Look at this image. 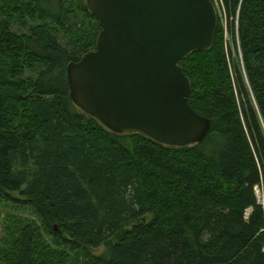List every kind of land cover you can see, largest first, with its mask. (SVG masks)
Returning a JSON list of instances; mask_svg holds the SVG:
<instances>
[{"label": "trees", "instance_id": "obj_1", "mask_svg": "<svg viewBox=\"0 0 264 264\" xmlns=\"http://www.w3.org/2000/svg\"><path fill=\"white\" fill-rule=\"evenodd\" d=\"M68 2L0 0V196L33 206L60 247L28 226L5 260L264 264V0H213L212 47L180 62L189 103L212 126L184 148L113 133L74 105L67 67L96 49L101 28ZM28 20V32L13 29ZM101 247L107 255L93 253Z\"/></svg>", "mask_w": 264, "mask_h": 264}, {"label": "water", "instance_id": "obj_2", "mask_svg": "<svg viewBox=\"0 0 264 264\" xmlns=\"http://www.w3.org/2000/svg\"><path fill=\"white\" fill-rule=\"evenodd\" d=\"M101 32L96 49L67 67L74 105L116 134L169 147L202 143L212 121L190 105L180 62L210 49L213 0H87ZM56 229V228H55Z\"/></svg>", "mask_w": 264, "mask_h": 264}, {"label": "rangeland", "instance_id": "obj_3", "mask_svg": "<svg viewBox=\"0 0 264 264\" xmlns=\"http://www.w3.org/2000/svg\"><path fill=\"white\" fill-rule=\"evenodd\" d=\"M86 4H87V0H70L67 6L70 9H73L72 6H75L76 8L80 6V10H83V7L87 6ZM83 14L84 13L82 11L79 14L78 19H80V21L81 19L87 18V17H83L84 16ZM223 21L225 22L224 16H223ZM73 23H76V20L71 17L70 25H72ZM35 24L36 23H33L31 20H28L27 26L16 24L13 29L19 32H28L27 28H31L32 26H35ZM84 27L89 30L91 29L92 24L89 18L85 20ZM58 34L60 41L66 47L72 48V44L70 42L71 37L70 36L67 37L62 31L58 32ZM35 76L36 73L25 71L24 79L27 80ZM18 168L21 170L22 167L18 166ZM29 168L32 170L34 169L32 165H30ZM257 194L258 196L261 195V191L257 190ZM12 198L16 199V198H20V196L18 194H13V196L10 199ZM10 199L3 198L0 196V264H10V261L8 262V260H5L6 251L8 253L10 247L11 246L13 247L14 243L17 241L20 232L23 231L28 226L38 228L39 231L41 232L40 239L41 240L43 239L48 244H50L51 248L54 249L55 251L60 250V247L57 246L58 240L54 239V236H51V233L48 230H45V228H43L41 219L37 215L35 208L26 203H24L26 205L18 204L17 199L16 200H10ZM42 241L41 243L43 244ZM68 253L69 256H72L71 258H74V255L72 254L71 251H68ZM93 253L97 256H105L108 253V249L107 247H101L95 250Z\"/></svg>", "mask_w": 264, "mask_h": 264}, {"label": "bare ground", "instance_id": "obj_4", "mask_svg": "<svg viewBox=\"0 0 264 264\" xmlns=\"http://www.w3.org/2000/svg\"><path fill=\"white\" fill-rule=\"evenodd\" d=\"M257 191V190H256ZM260 193V192H259ZM260 199V198H259Z\"/></svg>", "mask_w": 264, "mask_h": 264}]
</instances>
